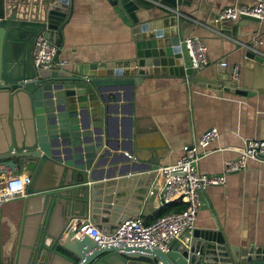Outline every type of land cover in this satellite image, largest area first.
Instances as JSON below:
<instances>
[{
  "label": "water",
  "instance_id": "obj_1",
  "mask_svg": "<svg viewBox=\"0 0 264 264\" xmlns=\"http://www.w3.org/2000/svg\"><path fill=\"white\" fill-rule=\"evenodd\" d=\"M153 2L162 7L161 13L141 19L137 0H109L129 28V57L76 64L69 70H36L32 61L36 35L44 32L58 45L72 0H40L39 4L0 0V175L26 170L30 178L25 195L18 198L21 222L12 264H264V244L251 241L233 247L214 227L194 228L188 240L173 239L168 251L141 242L97 243L77 235L72 227L88 218L108 235L126 218L138 216L159 191L153 166L158 163L160 141L135 122L136 135L133 140L130 134L125 154L102 142L86 160L53 154L36 135L34 113L42 109L55 85L86 80L91 90L96 88L107 97L110 91H132L148 75L162 74L179 77L189 86L207 87L217 95L249 94L237 89L231 76L234 67L226 72L219 63L216 73L208 77L192 68L179 10L190 0ZM228 21L210 13L207 25L234 36L237 26ZM255 64L264 69V57L247 50L246 67L254 69Z\"/></svg>",
  "mask_w": 264,
  "mask_h": 264
},
{
  "label": "crops",
  "instance_id": "obj_2",
  "mask_svg": "<svg viewBox=\"0 0 264 264\" xmlns=\"http://www.w3.org/2000/svg\"><path fill=\"white\" fill-rule=\"evenodd\" d=\"M37 1L39 4L40 0ZM137 1L141 19L161 13L162 7L153 2L160 0ZM251 3V0H190L179 7L186 30L184 36H196L206 46L207 63L198 68L199 75L213 76L220 61L226 62V72L237 65L234 78L237 89L249 94L217 95L207 87L189 86L179 77L162 74L148 75L132 91H110L107 97L96 88L91 90L86 80L72 85L63 81L52 88V95L46 97L42 109L34 113L39 141L47 143L53 154L74 160H86L99 142L108 143L122 155L129 151L130 134L133 133V140L136 135L135 122H141L160 141L158 163L153 166L156 169L175 162L182 145L196 142L214 127L219 136L206 148L199 168L208 175L223 174L224 162L237 158L245 140L264 139V69L258 64L254 69L245 65L246 46L254 42L260 43L253 52L264 57V22L245 18L228 21L227 24L237 26L233 36L218 33L207 25V18L226 6ZM70 8L56 57V61L64 62L65 69L129 57L132 46L129 28L109 0H72ZM15 174L29 176L26 170ZM8 175L12 174L0 175V180ZM225 178L224 186H209L199 193L202 204L194 228L221 229L233 247L251 241L264 244V161L249 160L245 170L227 172ZM160 182L156 177L157 188ZM150 199L138 215L145 222L157 217L161 207L158 194ZM0 214V260L12 264L14 239L21 222L19 199L2 203Z\"/></svg>",
  "mask_w": 264,
  "mask_h": 264
},
{
  "label": "built area",
  "instance_id": "obj_3",
  "mask_svg": "<svg viewBox=\"0 0 264 264\" xmlns=\"http://www.w3.org/2000/svg\"><path fill=\"white\" fill-rule=\"evenodd\" d=\"M251 4L226 6L217 13V20H237L241 16H253L264 22V0H251ZM221 34L220 31L216 30ZM184 43L194 69L203 67L207 63L206 46L196 36L186 37ZM260 43V42H259ZM254 42L246 46L248 50L257 51ZM58 47L51 42L44 32L36 35L32 61L36 70H62L63 61H56ZM220 65L226 66L225 61ZM238 66H234L233 77L236 78ZM219 136L214 127L207 129L196 142L186 143L181 147L180 157L173 163L158 166L155 171L161 181L158 191L160 206L171 203L182 205L180 210L170 211L153 221L146 223L142 217H128L121 222L117 229L104 235L87 219L74 224L73 229L79 236L87 235L97 243L126 242L147 243L163 251L170 249V242L188 240L200 211L201 200L199 193L213 185L224 186L225 174L230 171H243L249 160L262 162L264 159V139H247L239 148L237 158L224 162V172L221 175H208L201 172L199 160L206 154V148ZM0 180V206L2 203L20 198L25 195L28 175L17 176L11 173ZM1 219V214H0Z\"/></svg>",
  "mask_w": 264,
  "mask_h": 264
},
{
  "label": "trees",
  "instance_id": "obj_4",
  "mask_svg": "<svg viewBox=\"0 0 264 264\" xmlns=\"http://www.w3.org/2000/svg\"><path fill=\"white\" fill-rule=\"evenodd\" d=\"M181 208H182V205L179 204V203L167 204V205H165L163 207H160V210L158 212L157 217L153 218V220L158 218V217H160V216H162V215H164V214H166V213H168V212H170V211L180 210ZM146 223H149V222H146ZM0 264H1V260H0Z\"/></svg>",
  "mask_w": 264,
  "mask_h": 264
},
{
  "label": "clouds",
  "instance_id": "obj_5",
  "mask_svg": "<svg viewBox=\"0 0 264 264\" xmlns=\"http://www.w3.org/2000/svg\"><path fill=\"white\" fill-rule=\"evenodd\" d=\"M13 174H15V173H13ZM15 175H17V174H15ZM17 176H21V175H17Z\"/></svg>",
  "mask_w": 264,
  "mask_h": 264
}]
</instances>
